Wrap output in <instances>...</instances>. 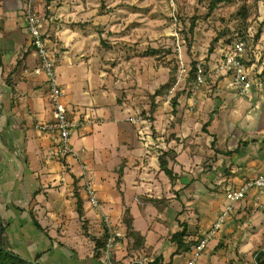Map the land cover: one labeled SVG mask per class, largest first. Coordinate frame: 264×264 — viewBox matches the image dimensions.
<instances>
[{
	"label": "crops",
	"instance_id": "crops-1",
	"mask_svg": "<svg viewBox=\"0 0 264 264\" xmlns=\"http://www.w3.org/2000/svg\"><path fill=\"white\" fill-rule=\"evenodd\" d=\"M41 1L38 0V10L43 14ZM61 1L54 0L49 4L47 10L51 15L62 13L63 7L59 9L55 7L61 4ZM47 29L46 32L50 30ZM53 32L54 29L51 28L50 33ZM66 32L67 30L62 29L59 38L62 50L68 54V58L64 53L61 58L59 53L55 71L59 66L71 70L67 83H60L64 90L67 118L73 121L90 116L94 120L102 121L85 129H73L72 145L74 147L77 141L81 142L88 138L90 145L96 149L95 144L98 146L101 142L99 136L94 137L92 129L103 126L113 118V109L109 112L107 108L113 106L117 114H132L130 118L135 117L136 111L129 107L130 103L117 102V97L114 96L116 89L110 86L109 82L107 87L103 86L105 73L101 72L100 68L98 74L100 82L96 93H86L82 86L84 84H77L79 75L77 70H72L74 64L76 68L82 66L83 62L88 66L91 60L86 61L83 51L77 50V47L83 44L80 36L76 32H71V35H67ZM91 58L94 59L93 56ZM37 65V57L27 31L23 0H0L2 238L7 250L32 264H104L101 256L99 259L95 256L97 248L95 244L98 240H105V235L101 229V222L90 207L80 183L79 194L82 197L80 208L77 209L75 199L72 197L73 182L78 174L76 164L72 159H66L65 172L62 173L60 164L45 161L46 151L52 144L51 135L39 131V127L51 121V105L44 75H35L33 72ZM84 73L89 77L88 68L84 69ZM88 77L84 78L85 82L88 81ZM78 85L81 86L77 90ZM231 87L238 104L247 99L240 100L234 87L232 85ZM81 93L87 95L84 97L87 98V104H79ZM224 95L226 93L223 91L216 95L220 96L217 101H222ZM195 96L189 92L187 101L185 96L179 93L174 112L171 101L167 104L157 98L155 109L151 108L150 103L149 111L146 113L151 117L148 119L149 124L146 125L152 130L150 135L146 132L147 127H143V132L137 134L129 127L120 130L119 140L114 149L117 154H121L113 167L114 171L118 170L119 161H122L123 168L118 170L122 173V178L118 183L119 176L110 175L103 166L98 167L94 164L96 150H87L80 146L85 156L89 153L88 157L84 156L82 159L94 179L96 194L103 211L120 230H123L121 221L125 212L131 215L133 228L145 238V248L134 259H143L148 264L156 259L159 260L156 264H172L178 254H174L175 247L171 244L170 238L181 230L180 223L187 224V241L200 242L222 213L223 203L226 202L225 192L264 173V134L261 133L263 128H260L263 119L260 120L258 129L252 130L253 135L248 136V133L239 126H246L250 131L253 124L256 127L255 121L250 117L239 120L237 122L240 123L236 124L227 119L208 118L204 125L208 124V128L213 131L208 134L212 136L209 138L218 143L219 146L216 148L220 151L230 152L213 159L214 150L205 151L208 146L205 138L196 135L203 141V144L198 146L196 137L193 136L195 138L193 140L190 135L195 126L193 122L197 118L192 120L187 114L192 112L195 116L197 114L194 110H199L198 100H191ZM109 100L113 101L114 105H111ZM101 110L106 114L98 115ZM126 123L131 124L136 131L138 125L128 121ZM225 131L228 134L236 131V141L230 140L226 143ZM216 134L221 137L220 140ZM161 145L166 148H161ZM161 149L174 152L170 164L174 174L172 179L159 170L157 155ZM200 174L203 175L199 176ZM129 175L133 177L130 185L132 193L120 186L124 182V176ZM212 191L216 193V198H207L206 193L210 194ZM253 195L247 194L243 201L234 205L227 220L229 226H225V231L219 233L220 242L222 237L233 234L228 248L230 252H234L231 259L224 257L220 264H230V260L234 258L243 260L246 255L257 252L260 245H264V196L258 203H254ZM145 198L165 200L168 207L158 211L146 204ZM133 203L138 208L136 216L131 210ZM183 207H191L194 212L196 211L197 224L193 225L190 216L183 218L185 209ZM173 214H176L175 218L172 217ZM31 216L41 230L34 227ZM172 220L177 224L174 230L168 228L169 222L173 224ZM194 252L192 248L190 252L180 254L182 260L179 264H187ZM37 255L40 257L36 260ZM256 257L253 256L254 262ZM114 259L118 264H126L132 260L127 255L126 241L118 242Z\"/></svg>",
	"mask_w": 264,
	"mask_h": 264
},
{
	"label": "rangeland",
	"instance_id": "rangeland-1",
	"mask_svg": "<svg viewBox=\"0 0 264 264\" xmlns=\"http://www.w3.org/2000/svg\"><path fill=\"white\" fill-rule=\"evenodd\" d=\"M50 3H47L46 0H42L40 3L44 11L41 15L48 19V29L53 28L54 32L58 33V37L61 36L62 29L67 30V35L76 32L83 41L77 50L83 51L86 55V61L91 60L88 66L83 62L82 66L76 68V64H74L72 70H77L79 75L77 76L79 79L77 84H84L82 86H84L86 93H96L100 82L98 78L100 68V71L105 73L103 86L107 87V82H109L110 86L115 87L116 94L114 96L117 97V102L121 104L123 102L130 103L129 107L136 111L133 118H138L141 121L136 127V132L131 124L126 123L132 114H117L114 107L111 106L107 108V111L111 112L113 109V118L105 122L103 126L92 129L94 137H100L98 139L101 143L98 146L95 144L96 149L90 145L88 138L76 142L74 146L76 150H80V146H84L87 150H96L94 164L98 167L103 166L110 175L119 176L118 170L123 168L122 161H119L118 170L114 171L113 169L114 164L118 162V156L121 154H117L114 149L119 140L120 130L129 127L136 134L140 131L143 132V127H147L146 125L149 124L148 117L150 115L147 116L146 113L150 108V97L159 89V86L168 81L169 72H175V87L170 95L160 99L168 104L176 92L183 94L185 100H187L189 92L193 93L194 96L198 95L191 99L193 101L198 100L197 109L199 110H194L197 115L193 116L191 112L187 114V117L192 120L197 118L193 122L195 126L190 131V135L192 138L196 135L205 138L204 140L208 143L205 151H215L218 149L216 147L219 146L218 143L215 142V144L214 140L209 138L212 137L211 134L208 136L209 133L213 132L210 127L206 128V132L202 130L208 118L227 119L231 120L232 124H236L240 123L237 121L250 117L255 121L256 127L253 124L250 131L246 126H239L248 133V136L252 134L253 129L255 131L258 129L260 120L263 119L260 128H263L261 133L264 134V0H233L232 4L219 5L207 19H204L206 9L199 0H174V7L170 5V0H62L61 4L55 6L57 9L63 7L62 13L54 16L47 10ZM242 7L247 12L245 21L236 16L237 10ZM192 19H195V28L191 34L189 27ZM252 29L255 33L252 32ZM50 30H48L49 33ZM258 30L260 33L256 39L255 34ZM218 35H220L218 41L213 42ZM239 37H245L247 40L244 61L249 75L256 80L257 87L253 86L250 96L238 104L232 94L230 78L215 76L213 73L220 55ZM59 40L61 45V39L59 38ZM228 40L230 41L229 44H227ZM101 41L108 49L102 47ZM149 50H156L158 53L149 56L147 54ZM163 50L170 51V54H163ZM63 53L65 57L68 55L63 52L61 46V58ZM92 56L94 59L91 58ZM193 62L202 65L208 74L204 87L199 90L201 94L199 91L192 92L191 70ZM99 65L101 66L99 67ZM56 66H58V62L55 68ZM87 68L89 69V77L84 73V69ZM70 71L63 66L57 67L55 72L59 84L67 83ZM87 77L88 81L85 82L84 78ZM80 86H77V90ZM221 91L225 92L226 95L222 101H217L220 96L216 95H220ZM79 97L80 105L87 104V98H84L87 97L86 94L81 93ZM109 102L111 105L113 104V101L109 100ZM104 114L106 113H102V110L98 112V115ZM139 125L142 126L139 127ZM151 131L147 127L148 135ZM224 134L226 143L230 140L236 141V131L232 134L225 131ZM198 137H196V143L199 146L203 144V141H200ZM216 137L219 140L221 138L217 134ZM161 148L166 147L161 145ZM87 154L89 156V153ZM84 156L85 154L82 155V158ZM132 179L131 175L124 176V182L120 184L122 189L132 193L131 190L133 189L130 188ZM119 180L120 177L117 183ZM137 192L140 193V190ZM216 196L213 191L210 194L206 193V197L209 199H214ZM223 204L224 207L227 205L226 202ZM233 208L234 206L229 212V216ZM131 210L132 214L136 216L138 208L135 203L131 205ZM175 216L176 214L172 215L173 218ZM182 216L184 219L190 216L193 225L198 222V215L191 207H186ZM227 220L216 230V236H219L220 231L224 230L225 226H229ZM172 223L169 222L168 228L170 230H174L173 228L177 225L174 220ZM233 225L236 226V224ZM232 235L221 236V242L219 239L218 241H210L204 251L200 253L197 264H220L224 257L231 259L234 252H230L228 246L233 239ZM122 241L125 240L122 239ZM193 249L195 250V247ZM257 250L264 252V245H260ZM181 260L182 256L178 254L172 264H179ZM236 263L255 264L252 254L246 255L243 260H235V258L230 260V264Z\"/></svg>",
	"mask_w": 264,
	"mask_h": 264
},
{
	"label": "built area",
	"instance_id": "built-area-1",
	"mask_svg": "<svg viewBox=\"0 0 264 264\" xmlns=\"http://www.w3.org/2000/svg\"><path fill=\"white\" fill-rule=\"evenodd\" d=\"M23 2L28 35L38 61V65L34 68L33 72L35 75H44L48 88V100L51 105V121L39 127V131L51 135L52 144L46 151L45 161L47 163L60 164L62 173L65 172L66 159L70 158L74 161L78 168L76 178L80 180L81 189L90 207L98 216L101 222V229L105 235L101 260L104 264H118L114 259V251L118 242L123 238V230L118 229L103 211L96 194L94 179L89 172L88 166L82 159L84 150L74 149L71 139V131L73 129H85L102 121L94 120L90 116L73 121L68 120L64 103V90L59 84L55 72V65L59 60L61 49L58 34L56 32L50 34L46 32L48 19L39 13L38 0H23ZM170 5L174 7L173 0H170ZM252 32L255 33L254 29H252ZM246 51V38H237L220 55L213 73L215 76L229 77L231 85L234 87L240 100H245L250 96L253 86L257 87L256 80L249 75V71L245 65L244 58ZM207 78L208 74L202 65L197 63L194 70L192 92L199 91L205 85ZM127 121L134 125H138L141 122L138 118H129ZM250 193L254 194V203H258L261 197L264 196V173L253 180L244 182L239 187L230 188L225 192L224 197L227 205L212 227L207 231L204 238L199 242L187 264H197L200 253L204 251L210 241H218L216 230L228 219L232 207L243 201L247 194ZM126 264L148 263L143 259H132Z\"/></svg>",
	"mask_w": 264,
	"mask_h": 264
},
{
	"label": "trees",
	"instance_id": "trees-1",
	"mask_svg": "<svg viewBox=\"0 0 264 264\" xmlns=\"http://www.w3.org/2000/svg\"><path fill=\"white\" fill-rule=\"evenodd\" d=\"M51 1H54V0H46L47 3H50ZM199 2L202 3L206 9V14L204 16V19H207L214 13V11L219 7V5L232 4L233 0H199ZM236 16L241 18L242 21H245L247 12L244 9V7L237 10ZM194 20L195 19L191 20L190 27H189V33L191 34L195 28ZM263 22H264V18H263ZM259 33H260V30H258L257 33L255 34L256 39L258 38ZM219 38H220V35H218L217 38L213 42L216 43ZM229 43L230 41L228 40L227 44ZM101 45L104 49L105 48L108 49V47L105 46L103 41H101ZM189 46H190V43H189ZM210 50H212V47H210ZM157 53L158 51L156 50H149L147 54L151 56L155 54L157 55ZM163 54H170V51L163 50ZM196 64H197L196 62L192 63V66H193L191 70L192 81L194 80V70H195ZM175 82H176L175 72H169L168 81L165 84L159 86V89L156 92H154V94H152L150 97L151 99L150 103H151L152 109H155L156 107L155 100L157 98H162L172 93L175 87ZM178 96L179 94L176 93L175 96L171 99L172 112H174V110L177 107ZM149 119H151V117H149ZM207 127H208V124H205L203 126V130H206ZM244 145H246V143H244ZM214 152H215V156L213 159H216V157L220 155L230 154V152L228 151L223 152L218 149H215ZM172 154H174V152L171 150L161 149L158 151V155H157L159 170L160 172H163L169 179H172L174 176L172 170L170 169V164L173 160ZM119 177L122 178V173H119ZM79 183H80V180L78 178H76L73 182V185H74L73 197L75 199V204H76L77 209L80 208V206L82 205V197L79 194V190H80ZM144 200L146 204H148L149 206H152L158 211H163L168 207L167 205L168 203L165 200H157V199H151V198H145ZM31 219H32V223L34 227L37 228L38 230H41L39 224L35 221V219L32 216H31ZM121 225L123 228V238L122 239L127 242V255H129L132 259H134L136 255L145 248V238L133 228V219L128 212H125L122 218V221H121ZM179 228L181 230L179 232L174 233L172 237L170 238L171 244H173L175 247L174 254L188 253L189 251H191L192 248L197 247L199 242L198 241L193 242V241L186 240L187 230H188L186 223H180ZM2 234H3V228L0 229V264H32L31 262H28L20 258L18 255L7 250L6 243L2 238ZM104 242L105 240L101 239V240H98V242L95 244V246L97 245V248H95L96 250L95 256L97 259H99L100 256L102 258V249L104 246ZM253 256L254 257L257 256L255 259V264H264V252L257 251L253 254ZM39 257L40 255H37L35 259L37 260ZM158 261L159 260L156 259L155 261L149 264H156V262Z\"/></svg>",
	"mask_w": 264,
	"mask_h": 264
}]
</instances>
